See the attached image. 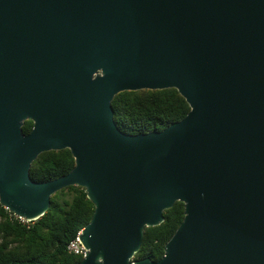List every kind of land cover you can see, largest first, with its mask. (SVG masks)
<instances>
[{"label":"water","instance_id":"95a60500","mask_svg":"<svg viewBox=\"0 0 264 264\" xmlns=\"http://www.w3.org/2000/svg\"><path fill=\"white\" fill-rule=\"evenodd\" d=\"M166 89L183 120L119 129L118 94ZM65 149L68 175L31 179ZM72 186L95 207L79 264H264V0H0V204L33 222ZM177 202L164 257L135 260Z\"/></svg>","mask_w":264,"mask_h":264},{"label":"trees","instance_id":"16d2710c","mask_svg":"<svg viewBox=\"0 0 264 264\" xmlns=\"http://www.w3.org/2000/svg\"><path fill=\"white\" fill-rule=\"evenodd\" d=\"M115 121L129 135L162 131L183 120L191 108L176 89L126 91L114 101ZM33 122L27 121L23 132L28 135ZM76 166L69 149L41 154L32 164L30 176L45 183L68 175ZM95 207L86 190L72 186L54 194L51 207L37 221L27 222L0 204V264H79L82 256L69 252V244L91 222ZM165 221L146 228L144 240L135 260L160 261L167 243L185 218V205L177 202L164 212Z\"/></svg>","mask_w":264,"mask_h":264},{"label":"built area","instance_id":"2783aa9c","mask_svg":"<svg viewBox=\"0 0 264 264\" xmlns=\"http://www.w3.org/2000/svg\"><path fill=\"white\" fill-rule=\"evenodd\" d=\"M19 219L22 221H26V220L21 219V218H19ZM80 235H81V232L78 234L77 238L69 244L68 250L70 253L75 254L77 256H82L84 258L87 254V250L83 246V244L80 240Z\"/></svg>","mask_w":264,"mask_h":264},{"label":"flooded vegetation","instance_id":"af4514ba","mask_svg":"<svg viewBox=\"0 0 264 264\" xmlns=\"http://www.w3.org/2000/svg\"><path fill=\"white\" fill-rule=\"evenodd\" d=\"M96 75H97V74L94 75V78L96 77ZM33 124H34V123H33ZM33 127H34V126H33ZM32 130H33V129H32ZM31 132H32V131H31ZM31 132H30V133H31ZM30 133H29V134H30Z\"/></svg>","mask_w":264,"mask_h":264}]
</instances>
